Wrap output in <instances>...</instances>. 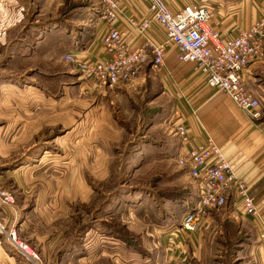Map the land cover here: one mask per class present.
Instances as JSON below:
<instances>
[{
    "label": "crops",
    "instance_id": "crops-1",
    "mask_svg": "<svg viewBox=\"0 0 264 264\" xmlns=\"http://www.w3.org/2000/svg\"><path fill=\"white\" fill-rule=\"evenodd\" d=\"M165 1L173 12L198 3V0ZM202 2L208 4L212 11L208 26L219 32L224 39L248 29L260 18L264 10V0H209V2L203 0ZM148 6V0H120L121 13L114 25L124 31L126 40L133 49L142 46L144 37L140 36L138 29L132 27L130 23L133 21L141 23L148 14ZM64 8H69L66 9V13ZM101 12L102 8L97 0H0V47L6 50L12 42L17 41L14 46L19 52L10 53L7 62L12 60L27 62L35 59L34 62L39 60L43 64V61L49 60L50 57L49 61L58 65L64 54H72L84 61L95 57L101 58L104 56V51L100 37L105 26ZM29 14L38 16L50 14L51 18L44 26L36 19L31 31H26L23 21ZM14 30L16 36L12 35ZM145 36L154 42L164 39L163 31L154 21L149 22ZM64 63V71L55 68L50 72L52 76L66 80L77 75V79H83L73 66ZM21 74L20 83L15 85L10 83L8 87H4V91L7 96H24L22 101L25 107H22V110L28 112L29 108L42 105L44 89L37 84L25 85L22 81L24 76L22 77ZM241 77L245 86L261 103L263 114L260 120H250L221 92L208 88L194 64H181L174 51L169 53L160 71L152 70L150 64L145 65L132 83L117 86L115 89L119 93L113 91L112 93L117 96L139 95L142 99L140 112L146 105V108L151 106V109H159L167 101L168 110L174 118L177 116L182 118L181 122L192 138L209 137L221 149L235 176L245 183L249 195L255 202L257 211L255 216L245 215L234 199L230 198L223 209L208 211L202 218L199 229L193 233L181 228V221L188 211L178 222L172 223L173 214L177 218L172 207L181 206L182 201L186 199L189 184L197 192L196 183L187 171L176 165L178 137L171 133L165 123L154 119L145 121L143 113L138 115L139 118L134 122L132 130L127 133L124 130L125 125H117L115 121H109L102 116V103L95 105V108L88 104L79 122L84 128L83 139L79 142L85 177L83 184H79V188L75 183L64 185L67 186L64 190L69 191L67 193L69 198H60V186L43 185L44 191L52 192V198L35 199L34 205H31L33 209L26 214L22 210L25 206L18 208L15 205L13 209L8 203L0 200V220L4 223L2 224L10 227L17 220L19 221L18 229H15L13 234L17 251L0 239V264H44V254L49 252H44L43 248L50 238V232L45 230V226L62 219L64 206L74 208L79 204L84 207L91 205L95 191L91 181L92 161L95 166L100 167L97 174L103 177L105 175L101 166L103 160L107 158V149H103L104 135L95 141L94 139L97 138H94L92 128H105L111 125L112 130L96 133L106 135L109 131L114 133L115 124L120 136L117 138V143L122 144L124 148H130V153L122 150V157L131 154L132 159L136 161L131 172L132 200L130 205L128 201L121 204L123 208L137 209L136 214L132 215L124 211L119 220L125 224L127 231L137 236L139 246L144 249L148 257H142L138 250L125 245L121 240L114 239L112 235L96 231L98 239L103 240L97 242L95 238L94 246L100 244L101 250L98 247L91 248L88 257L79 258L88 260L84 264H94L99 259L103 261L115 253L120 256L125 249L131 251L132 258L137 264L144 261L143 264L148 261L151 264H155L152 261L156 264L160 261L162 264H225L226 254L223 257L220 255L221 250L226 246L225 241L233 247L228 249L231 260L228 264H264V57L243 71ZM68 89L67 86L63 88L64 91ZM107 89L110 88L107 87L102 92ZM88 91L89 95L103 94L94 87ZM146 97L150 100L146 101ZM119 100L123 102L121 98ZM49 110L51 116L44 115L31 122L25 121L22 141L28 142L30 137L38 135L45 127L54 128L61 125L58 105L50 106ZM94 111L97 113L99 111L100 115L93 113ZM95 114L96 116L93 117ZM67 115L68 118L62 126H70L71 109H68ZM29 126L35 129L29 130ZM65 138L68 139V135ZM173 141L176 143L174 147ZM93 143H99V146ZM36 187L37 190L39 186ZM64 196L66 197L65 194ZM197 200L196 197V202L190 211L196 206ZM31 220L33 226L30 228ZM166 223L172 225L165 227ZM175 223L177 225L180 223V228L175 229L176 231L173 228L169 230L176 225ZM41 225L43 233H40L37 227ZM23 229L27 230L26 234L34 245H40V253L33 248L34 245L31 247L22 241L24 239L18 237V231ZM91 232L89 230L88 233ZM172 235L174 240L170 238ZM52 237L59 241L61 239L58 235ZM41 244H44V247Z\"/></svg>",
    "mask_w": 264,
    "mask_h": 264
},
{
    "label": "rangeland",
    "instance_id": "rangeland-1",
    "mask_svg": "<svg viewBox=\"0 0 264 264\" xmlns=\"http://www.w3.org/2000/svg\"><path fill=\"white\" fill-rule=\"evenodd\" d=\"M64 9L66 13V9L69 8ZM50 18V14L42 16L29 14L25 17L26 20L23 21V26L26 27V31H31L30 29L34 27L36 19H38L39 24H43L44 26L48 23L47 20ZM23 31H25V29H23ZM12 35L16 36L15 30ZM15 43H17V41L12 42L11 46H8L6 50L0 47V194L4 193L6 195V197H1L0 200L8 203L13 209L16 206L18 208L25 206L22 210L26 214L33 209L31 205H34L35 199L52 198V192L44 191L42 188L43 185L48 186L53 184L58 187L60 186V198H69L70 196L67 194L69 191L64 190V188L67 187L64 185L69 183H75L77 186L83 184L85 177L83 175L84 167L79 142L83 139L84 128L80 126L79 122H81L88 104L94 107L102 103V116L109 119V121H115L117 125H125L126 129L124 128V130L127 133H130L132 130L131 128L134 122L139 118L138 115L143 113L145 121L154 119V121L165 123L171 133L175 134L174 127L170 124V121L174 120V117L170 110H168L167 101L164 102L159 109H151V106L146 108V105L145 109L144 107L141 108L142 112H140V101L142 99L139 95L125 94L124 96L120 94L118 97L117 94L119 92L117 93L116 87L107 89L105 92L102 91L107 87L99 89L104 95L101 93L89 95L88 90L94 86L89 85L83 79H77V75L74 78H66L65 80L62 77L56 78L50 73L55 68L62 72L64 71L63 65L65 61L63 60V56L58 65L49 61L51 60L50 57H48L49 60L43 61V64H41L39 60L34 62L35 59L27 62H21L20 60L7 62V56H9L10 53L13 51L19 52L14 46ZM17 47L19 48L18 45ZM50 52L51 50H49V53ZM20 73H22V77L24 76L22 81L25 85L34 86L37 84L44 89V95L41 100L42 105L37 108H29L28 112L22 110V107H25L24 101H22L24 96H7L6 91H4V87H8L10 83L13 85H15V83H20ZM42 75L43 77H41ZM153 82L156 86L155 81ZM65 86L69 88L66 91L63 90ZM112 91L117 94H113ZM120 98L124 103L119 100ZM149 100L150 98L146 97V101ZM52 103L58 105V118L62 119V123L66 122L68 118V109H71L70 126H62L61 123L58 127H45L38 135L30 137L28 142L22 141V132L25 130L23 125L25 121L28 120L31 122L44 115L51 116L49 108L52 105L54 106ZM93 113H97V111ZM97 115H100L99 111ZM95 116L96 114L93 117ZM116 124L114 126V133L109 131L106 135L104 133L100 135L96 133H100V131L103 130H112L111 125L105 128H92L94 132L93 136L97 138L94 139L95 141L99 140V138H102L104 135L103 140L105 142V147H103V149H107V158L103 160L101 166L105 175L103 177V175L99 176V174H97L100 167L99 165L95 166L92 161L91 168L93 173L91 181L92 186L95 187V191L92 195L91 205L84 207L82 204H79L74 208L64 206L65 211L61 216L62 219L60 218L61 220H56L53 224L45 226V230L50 232V238L46 242V247L43 248L44 252H49V254H44V264H66L68 262L72 264H84L88 260H80L79 258L88 257L91 248L95 249V247H98L101 250L100 244L94 246L95 238L97 242L98 240H103L98 239L99 237L95 233L96 231L99 233L102 232L103 234L108 233L114 237L112 234L113 231L116 232L119 227L125 228V224L119 220L123 212L126 211L132 215L136 214L135 211L137 209L131 207L123 208V206H121L123 202L124 204L127 203L126 201H128V205H130V201L132 200L130 196L133 187L131 172L136 161L132 159L131 154L124 158L122 157V150L123 152L128 151V153H130V148H124L122 144L117 143V138L120 136H118V127ZM28 129L34 130L35 128L29 126ZM119 130H121V128ZM67 135L68 139L65 138L67 139L65 140L64 137ZM115 141L116 143H114ZM93 144L99 146V143ZM172 144L174 147L176 143L173 141ZM94 172H96L95 175ZM36 186H39L40 189L38 188L36 190ZM183 193L182 191V195ZM196 197L197 192H195L193 186L189 184L186 199H184L181 204L182 208H180L181 206L172 207V211L175 209V214L177 215L176 218L173 214L172 223L175 221L178 222L185 212L190 211L192 205L196 202ZM24 201L25 203H23ZM30 222L29 227L31 228L33 226V220ZM2 223L3 222L0 220V227L4 228L3 230L0 228V239L17 251V245L13 244L11 240H8L7 233L14 232L15 229L17 230L19 221L17 220L16 223L10 227ZM172 223H166L167 225L165 224V227H168V225L171 226ZM175 224L176 225L170 227L169 230L173 228V230L176 231L175 229L180 228V223L179 225H177V223ZM37 227H39L40 233H43V226ZM126 229L127 228H125V230ZM89 230L92 232L88 233ZM21 231H18L20 235H18V237L24 239L26 242L24 240L22 241L32 247L34 244L32 243V239L26 234L27 230L23 229ZM126 234L133 237V240L138 243L139 239L134 233L127 231ZM55 235L61 237L60 241L52 237ZM170 238L174 240L173 235L170 236ZM114 239L117 238L114 237ZM18 240L19 238L17 241ZM225 244L226 246L221 250L220 255L223 257V255L226 254L227 261H224V263L226 262L225 264H228L231 262L228 249H233V247H230V243H226V241ZM41 246L44 247V244H41ZM33 248L40 253V245H34ZM51 252L54 253L51 254ZM130 252L131 251L125 249L120 256L115 253V255H110L108 259H103V261L99 259L94 264H137ZM139 253L142 257H148L147 254H145L146 252H142V254L139 251ZM152 262L156 264V262ZM157 263L162 264L161 261ZM146 264L151 263L148 261Z\"/></svg>",
    "mask_w": 264,
    "mask_h": 264
},
{
    "label": "built area",
    "instance_id": "built-area-1",
    "mask_svg": "<svg viewBox=\"0 0 264 264\" xmlns=\"http://www.w3.org/2000/svg\"><path fill=\"white\" fill-rule=\"evenodd\" d=\"M97 1L105 21L100 37L104 56L84 61L72 54L63 55V60L89 85L97 89L126 86L137 78L145 65L150 64L152 70L160 71L169 53L174 51L181 64H194L208 88L221 92L250 120L261 119V103L245 86L241 75L264 57V10L248 29L224 39L208 26L212 11L203 0L175 12L165 0H148L145 19L141 23H130L144 37L142 46L133 49L124 31L114 25L121 13L120 0ZM150 21L163 31L162 41L154 42L145 36ZM181 120L177 116L170 121L179 139L176 164L196 183L198 199L193 210L183 217L181 228L189 233L197 231L206 213L223 209L230 198L245 215L255 216L254 199L245 183L235 176L221 149L209 137L192 138ZM1 197L6 195L1 193ZM13 234L7 233V237L15 244Z\"/></svg>",
    "mask_w": 264,
    "mask_h": 264
},
{
    "label": "trees",
    "instance_id": "trees-1",
    "mask_svg": "<svg viewBox=\"0 0 264 264\" xmlns=\"http://www.w3.org/2000/svg\"><path fill=\"white\" fill-rule=\"evenodd\" d=\"M127 233V230L123 227H119V229L116 230V232H112L115 238L123 241L127 246H131L135 248L136 250L140 251L141 253L144 252L143 249L139 246L138 243L133 240V237H130Z\"/></svg>",
    "mask_w": 264,
    "mask_h": 264
}]
</instances>
